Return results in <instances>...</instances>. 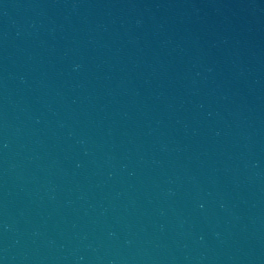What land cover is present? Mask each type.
<instances>
[{
    "label": "water",
    "instance_id": "water-1",
    "mask_svg": "<svg viewBox=\"0 0 264 264\" xmlns=\"http://www.w3.org/2000/svg\"><path fill=\"white\" fill-rule=\"evenodd\" d=\"M0 264H264V0H0Z\"/></svg>",
    "mask_w": 264,
    "mask_h": 264
}]
</instances>
